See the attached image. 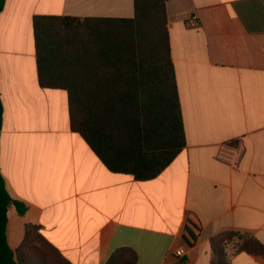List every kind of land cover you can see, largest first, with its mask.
<instances>
[{"label": "crops", "instance_id": "0c3cea01", "mask_svg": "<svg viewBox=\"0 0 264 264\" xmlns=\"http://www.w3.org/2000/svg\"><path fill=\"white\" fill-rule=\"evenodd\" d=\"M166 14L186 146L138 181L72 131L67 91L40 86L33 29L35 16L132 18L134 0H5L0 175L26 207L8 209L13 251L27 225L71 264H105L122 247L137 264H212L210 240L224 230L264 245V0H169Z\"/></svg>", "mask_w": 264, "mask_h": 264}, {"label": "trees", "instance_id": "16d2710c", "mask_svg": "<svg viewBox=\"0 0 264 264\" xmlns=\"http://www.w3.org/2000/svg\"><path fill=\"white\" fill-rule=\"evenodd\" d=\"M134 0L132 18L35 16L38 81L68 94L72 131L106 168L138 181L156 178L186 146L172 62L166 3ZM5 0H0V13ZM3 106L0 100V131ZM14 201L0 175V264H71L34 225L21 246L7 241ZM212 264L247 253L264 259V245L250 233L224 230L210 240ZM233 253L229 256V249ZM132 248L116 249L105 264H137Z\"/></svg>", "mask_w": 264, "mask_h": 264}, {"label": "built area", "instance_id": "2783aa9c", "mask_svg": "<svg viewBox=\"0 0 264 264\" xmlns=\"http://www.w3.org/2000/svg\"><path fill=\"white\" fill-rule=\"evenodd\" d=\"M175 255H176L177 257H179V258H184V257H186V254H185L182 250H180V249H177V250L175 251Z\"/></svg>", "mask_w": 264, "mask_h": 264}, {"label": "rangeland", "instance_id": "374dc122", "mask_svg": "<svg viewBox=\"0 0 264 264\" xmlns=\"http://www.w3.org/2000/svg\"><path fill=\"white\" fill-rule=\"evenodd\" d=\"M229 256L233 253V249L231 248V249H229Z\"/></svg>", "mask_w": 264, "mask_h": 264}]
</instances>
